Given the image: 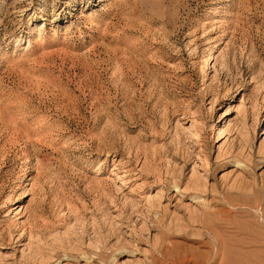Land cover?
I'll return each instance as SVG.
<instances>
[{
  "label": "rangeland",
  "instance_id": "obj_1",
  "mask_svg": "<svg viewBox=\"0 0 264 264\" xmlns=\"http://www.w3.org/2000/svg\"><path fill=\"white\" fill-rule=\"evenodd\" d=\"M0 264H264V0H0Z\"/></svg>",
  "mask_w": 264,
  "mask_h": 264
},
{
  "label": "bare ground",
  "instance_id": "obj_2",
  "mask_svg": "<svg viewBox=\"0 0 264 264\" xmlns=\"http://www.w3.org/2000/svg\"><path fill=\"white\" fill-rule=\"evenodd\" d=\"M230 110V109H229Z\"/></svg>",
  "mask_w": 264,
  "mask_h": 264
}]
</instances>
